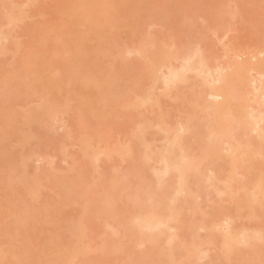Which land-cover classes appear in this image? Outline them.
Wrapping results in <instances>:
<instances>
[{"label": "rangeland", "instance_id": "obj_1", "mask_svg": "<svg viewBox=\"0 0 264 264\" xmlns=\"http://www.w3.org/2000/svg\"><path fill=\"white\" fill-rule=\"evenodd\" d=\"M13 4L15 6H13ZM82 6L83 0H0V11H2L0 12V23H2V30L5 31L3 34L6 33L7 38L3 40L1 39L2 42L0 44V47H5V52L0 54V91L3 89L0 93V130L5 129L9 131L11 136V145L9 142L8 144L11 146L12 151L15 150L13 155L16 156V159L18 160V167L22 164V158L26 156L25 154L31 155V160L27 161V171L30 175L25 170L26 167L23 168L28 173L27 176L29 175L28 177L31 178L30 181L37 189L36 194L33 197L29 193H25V196H23L24 204L19 207L21 212L17 209V207H12L11 210L7 211L4 200L0 196V253H2L0 255L2 257L4 255L8 257V261H0V264H25L27 262H25L24 259H28V257H26L28 254L26 255V253H30L31 255L29 259L31 257L37 259V257H34L33 255L42 259L41 261L36 260L33 263L31 262V264H58V262L59 264H133L131 263L129 256L126 257L127 255H130L128 254L130 251H127L126 253L122 250L127 248L128 245L114 252L115 248L113 247L116 243H114L115 245H112L111 242V247L106 253H103L100 250V243L105 239L104 236L108 235L107 233L111 234L115 232L117 229L116 227H118V231L120 229V232L124 230V226L121 224V214H123L125 210L129 209V207L132 208L133 204H136V202H131V200H135L133 197L135 196L134 192L136 190L144 189L142 184L143 180L146 178L144 177L143 179L142 177H150V184L153 185H157L160 181V179L157 181L159 174L156 178L155 175L157 172L154 173L153 170L158 169L157 171L161 172L163 169V167L160 166L161 164H156V161L154 162V160L151 161V163L141 161V159L144 160V158L141 157L142 154H139V152L141 151L142 153L143 146L142 148L139 146L137 148L136 146L138 143L136 141L138 140L133 136L136 134L135 132L138 128L140 129V127H137V123H140L141 121V123L147 122V129L145 128L146 131H144L145 133L143 137H145V140L148 141L151 139V141L155 140V143L154 141L152 142L154 149L155 147H162L161 144L163 142L161 141V138L164 139V133L160 132L159 128L153 126L152 124L158 123L160 120L159 117L162 115L161 112L163 113L165 111L164 113H167L166 111L169 110L170 112L165 115L169 122L171 121L172 124L175 125V122L182 120V111L177 110L175 107L177 103H180L179 101H182L181 99H184L183 93L188 91L190 89L189 87L192 86L196 80L192 77L189 82L179 85V90L174 87L167 90L166 93L164 91L161 93L162 90L159 88L161 87V83H158L156 85L158 89L155 90L156 93L153 95V98H158L160 100V104L152 101L151 104L149 103L141 107L138 111L122 107V100L124 97L120 94L121 91H116V93L114 92L115 96L117 95L115 98H108L107 94V107H104L105 102L100 99L99 89L97 88V86H99L98 84H104L105 78L109 77V80H107L108 78L106 79L108 82H105V85L108 87V85L111 84L109 83L111 82L110 76L114 75L115 77V74L118 72L119 74L116 76H120L123 70H127L132 73L137 70V74H140V76L142 75V77L144 75L145 77V72H147L146 70L148 69L146 61H143L140 58L138 59V57L136 58V55L133 53L125 54L124 57H126V59L124 61L120 57L117 58V54H120L121 49L126 50L128 47L135 48L139 45V42L143 37L153 35L158 42L160 41V43L162 42L163 44L172 46V50H176L178 48L179 53L185 52V48H183L185 47L183 45L185 44V41L192 40V43L195 46L201 45L202 48H199H204L207 52H209L211 55L210 58H212V63H218L217 60H219V62L222 61V63L223 61L225 62L227 60L225 55L227 54L226 50H229L227 49L229 47L232 49L234 48V51H232L231 48V52L229 50L231 56H234V52L248 54L253 51L258 52L257 50H264V28H262L264 27V0H94L92 12L93 16L97 15V28L93 25L85 27L78 23L79 16L77 13L80 11ZM4 7L5 9L13 8L12 19H9L7 14L3 13L5 10ZM109 14H113L111 19L108 18ZM189 17H192L193 20ZM112 23L116 25L113 29L111 28ZM217 27L218 30L216 31ZM78 44L80 45L79 47H83V49L88 47L91 51V55H88V58L85 57L87 63L75 74L79 75L82 73V75L79 76L86 75V70L88 68H92L93 72H95L94 77H96V86H91L90 88H85L83 90L81 89L77 92L75 89L79 87L76 86V82L79 81V77L72 74L74 75L76 81L72 79V82L70 84H65L64 90L60 91L51 80H59V76L56 78L55 75H58L61 72L63 73L65 70L64 68L72 61ZM107 48L109 51H107ZM104 51H107V53H105L106 55L104 54ZM229 52L228 57L230 58ZM262 54H260V57H263L264 54ZM244 56L246 57V55ZM26 64L29 65L26 66ZM176 65H178L177 62ZM134 67L136 69H134ZM26 70H31V72L36 71L38 78L34 80L32 76H29V73H27ZM69 74H71V72H69ZM147 74L148 72L146 73V77H148ZM147 79L148 80L145 79L143 85V88L146 89L149 86L148 82H150V79ZM199 84L200 83H196L194 86L196 85L198 89L200 87ZM74 85L77 88H74ZM77 85L79 84L77 83ZM119 87L120 86L117 88ZM117 88L114 86L112 89L109 88V97H112L111 93L113 91L111 92V90H117ZM48 93L51 95L50 97L53 98H51V100L54 102V109L56 110V121L54 122L55 128L51 131L46 128L45 130L43 129L46 123L37 120L40 115L35 114L36 107L45 104V101L48 98ZM89 93H91V95ZM86 94L91 96L90 99L85 98ZM92 94H94V96H92ZM118 94L120 95L118 96ZM176 94L180 96L179 100L173 99L172 96ZM132 95L134 96V94ZM53 106L54 105H52L51 108L53 110L52 113L54 112ZM255 106L256 110H254V114H257L258 111L263 110L262 107L264 104L261 105L259 103H255ZM254 107L253 109H255ZM104 113L105 116L103 117L102 114ZM150 121L152 126L149 125ZM192 134L193 133L191 131L187 132V134L185 133L184 135L186 140H188L191 144H194V147L197 144V140L194 135L191 136ZM22 135L27 136L28 138L26 141L24 140L20 142ZM253 135H256V132L251 136L254 137ZM131 140H133V143H137H135V148H137V151L139 152L137 153L135 150L136 154L133 156L120 152V149L124 146L126 147L127 144L132 143ZM197 147L198 145L195 147V151H193L195 154L197 152L199 153V148L196 149ZM95 151H104V153H106L99 154L100 156L97 160L96 155L92 157V155L95 154ZM225 154L226 156L224 157H227L228 153L225 152L224 155ZM263 157L264 156L262 155L252 156L248 154L246 157L244 156L246 163L244 160L243 162L241 160L244 166L238 162L241 167L239 166L240 168H238V165L235 167L236 170L238 169V173H236L237 178L239 179L237 180L243 181L247 176L248 179L246 178L245 180L248 181L249 186H252L253 181L260 177L259 175L261 174V171L264 172ZM73 163L75 164L72 167ZM226 164L223 165L225 168L221 167V170H218V166H211L212 169L216 171L214 174L212 173V176H215V174L220 175L219 172H222V174L220 176L217 175V177L219 176V178L223 180L226 177V173H228L227 169L230 170L228 168L229 165ZM0 165V173L4 174V171L9 167V164L5 163L3 160V162H0ZM154 165L155 168L153 169ZM250 165L251 167L255 165V167L253 169L249 168ZM206 168H204L203 171L205 170L204 174L207 175L211 171L210 169L207 171L208 169L206 170ZM247 168L250 170L252 169L251 172H249L250 170L248 171ZM83 169H86V172L84 171V176L81 174L83 173ZM78 170L82 172L79 173ZM130 170L132 171L131 173L129 172ZM19 171L20 169L17 170V172ZM173 171H170L171 173H168L166 177L164 176V178L162 176V179L171 181L172 178L175 184L176 182L174 181L175 179H173V176H177V173L175 175ZM77 172L82 176V180H79V185L78 183L75 185L72 182L74 181L73 179ZM100 173H102V177ZM126 173L130 178L127 177ZM206 175L200 177V179H203L201 180V187H197L198 183L196 186L193 185L197 181L194 180V183H192L193 181H189V188H192V190L189 188L188 190H195L193 192H196L198 198L196 196L195 198H197V200L193 203H191L188 199L190 204L187 203V206L185 204L186 209L179 211L184 215L182 216L181 214L182 218H184L183 223L186 222L184 227L182 224L183 220L180 224L182 228L180 225L178 227L177 221H173V223L170 222V225L173 224L175 228L178 227L180 229L175 232L177 234L178 231L180 232L179 237L174 240H170L171 238L169 239L170 236L168 235L173 233L172 231L174 230V226L172 228L173 230L169 229L171 232H166L167 234L164 231L168 230L163 229V232L166 235L161 233L162 236H164L162 238H164V240L167 239L164 242V245H162L166 248L162 247V249L170 251L171 248V252L173 254H177L180 258L178 259L177 264H227L225 261L227 258L224 256V252H221L222 254L219 253L221 246H219L220 244H216L219 241H214V244L213 241L211 242V240L207 239L210 235H215L210 234L215 231L208 232L206 229H199L198 225L195 227H197L200 232L196 231L197 228L193 227L194 224H189V220H192L190 222L195 221V224L203 219L211 221V219L215 218V211H217V214L219 211V214L222 213L220 216L216 214L219 218L231 216L233 217L231 222H234V225L248 226L251 227L250 229L252 231L253 229H261L264 232V216L260 219L257 218L259 220H255L256 218L254 220L252 218V220L245 219V213H248V211L245 209L239 211L236 205L237 202L232 199L235 195L243 197L246 193H248L247 191H250L248 189L249 187H246L247 190H245V187L241 189L240 186L243 182L239 183L233 179L235 186L233 185V182L232 185H230L234 186L233 192L226 188L227 186L225 187V184L223 183L224 181H219V178L216 179V176L214 177L215 179L211 178L207 181L205 179ZM95 176L101 177L105 180L104 184H101V187L99 185V190L95 191V193H102V195H96L95 197L92 196L91 200L97 202H93V205L89 207L90 210H88V214L85 218H81L83 212V206L81 204L85 200L86 196H84V192L79 191L83 190V188L88 189L87 185L98 179V177L94 178ZM193 178L194 175L192 174L191 180H193ZM116 179H120L121 186L119 185L117 188L118 194L115 202L113 203L114 209L112 206L106 208L102 202V197L105 194H103L102 189L110 187L111 183H113ZM166 180L161 182L165 183ZM98 182H100V179ZM98 182L96 183V187L97 184L101 183ZM147 183L149 182H145L146 189L148 188L147 186L150 185H147ZM166 184L170 185L168 182L165 183V185ZM160 185L162 186V184ZM19 186L22 190H24L21 183ZM68 186L69 190L70 187H72V193L69 191L71 193V195L69 194L71 196L69 199L65 198L68 196V194H65L68 190L63 192V189ZM137 186L141 187L138 188ZM161 186L158 189L156 188V190H161L163 187ZM223 187L228 189L226 190L228 193H224ZM172 188H170V190ZM77 189L78 192H74ZM175 189L174 191L177 193ZM220 189L222 190L220 191ZM150 191L151 188L147 190L148 195H150ZM231 192L235 195H232ZM172 193L175 194L173 191ZM58 194H62L64 198H59ZM153 194L155 195V193ZM170 194L167 195L171 196ZM173 194L172 196H174ZM239 194L243 196H240ZM141 196L146 195L142 194ZM153 197H156V195ZM158 197L155 198L156 201ZM182 197L184 196L180 195L179 198L181 199ZM186 197L191 199L190 195H187ZM130 198L132 199L128 201ZM195 198H192V200ZM183 199L180 201L182 203H180V205L177 204L176 207H184ZM186 199L185 202H187ZM144 200L147 201V199ZM72 201L76 203L72 204ZM154 201L152 202L151 200V206H154ZM178 201L176 202L178 203ZM165 202L166 200L163 204ZM147 203L148 202H145V206H147ZM46 205H55V207L44 209ZM101 207L105 211H102ZM260 209L256 212L257 214L261 213ZM46 210L49 212V215L46 214ZM159 210H161V207ZM195 210L197 213H195ZM90 211L92 212L90 213ZM262 211H264V208ZM58 212H66L65 214L71 213L74 216L75 222H79L81 219L83 220H81V222L85 221V225L84 223H81L85 227L83 228L84 231H82L85 236L87 235L85 234V231H88L89 236L82 238L83 240L81 243H83V247L81 246V248L84 251L85 246L90 244V247L92 246V248L97 247L98 251L93 248L95 251L92 250V252L87 254H81L79 255L80 257H78L79 259L77 258L76 260H71L69 242H71L75 237L71 238L68 234L63 236V232L61 237L62 241H60L58 236L60 234V229L57 224L50 219L52 216H57ZM21 213L23 215L26 214L29 219L31 217L37 218L40 222L32 223L31 221V223H29L25 228L26 232L22 231L19 229V225L15 220V218H17ZM105 213H111L112 215L115 214L117 217H113L112 215V217L107 216L108 214L106 215ZM192 213L194 215L196 214L197 218L195 216L191 219L190 216L192 217ZM181 216L179 219H182ZM49 219L51 221H48ZM62 219L63 218L59 221L62 222ZM233 224L232 226L235 227L236 225L234 226ZM111 225H114L113 228H116L115 231L111 232V230H113L110 228ZM194 230L196 232H194ZM221 230L215 232L218 237L217 240H220V234L225 232L224 229V231ZM123 232L126 231L124 230ZM196 233H198V235L195 240L194 236ZM25 234H28V238H25ZM111 235L110 237H106L113 238ZM123 235L121 236L122 239H124ZM113 236H116L117 238L119 234H113ZM205 237L209 241H207ZM77 238L78 237H76V240ZM122 239L120 241L123 244ZM212 240L216 239L214 238ZM120 241L117 240V243ZM194 241L198 242V244H195ZM159 242H161V240ZM257 242L258 244L255 243V247L260 248V259L262 261L256 260L253 264H264V239ZM199 243L202 244V246L199 245ZM122 244L121 246L119 244V248L122 247ZM160 244H163V242ZM193 244L198 245L199 247H197V249L199 248L201 251L199 254L197 253L199 250H197V257L199 255L198 258L196 257L197 259L193 258L196 255L195 254L194 256L192 255V258L189 257V260L187 255L190 253L189 250H191L192 253V248L194 247ZM117 245L115 247H117ZM146 245L148 246V244ZM170 245L175 247V250L173 249L174 251H172V246L170 247ZM241 245L236 247V249H239ZM132 246L135 245L133 244ZM148 248L150 247H147V249ZM160 248H156L154 253H149V255L146 251L145 245H140L132 251L133 254L131 253V257L133 256L135 264H154L157 259L162 260L160 258L164 251L160 250L162 253H159V258L156 256V252ZM130 249L132 250V248ZM238 249L236 251L239 253L240 250L238 251ZM241 249H243V247ZM151 250L148 249L149 252ZM121 251L122 253H120ZM168 253L169 252H167V254ZM249 253L251 254V252H248V254L246 252L236 254L239 256L241 255L240 257H244L247 255L250 256ZM252 253H255V250H253ZM164 254L166 255V253ZM236 254L232 255V258L237 259V262H233L238 263V260L241 258L236 256ZM125 257L130 259L129 263H125ZM33 258H31V260ZM64 258H68L69 260H64ZM49 259H51L50 263L47 262ZM233 262H231V264H236ZM164 264H166L165 259Z\"/></svg>", "mask_w": 264, "mask_h": 264}, {"label": "bare ground", "instance_id": "obj_2", "mask_svg": "<svg viewBox=\"0 0 264 264\" xmlns=\"http://www.w3.org/2000/svg\"><path fill=\"white\" fill-rule=\"evenodd\" d=\"M9 1H11V0H9ZM93 1L94 0H83V6L81 7L82 10L80 9V11L77 13V15L79 16L78 23L81 24L82 26L87 27L88 25H90V26L93 25L95 28H97V23H98L97 15L93 16V12H92ZM13 6H15V5L13 4ZM4 9H5V7H4ZM5 10L3 13L7 14V17L9 19H12L13 8L5 9ZM76 10H78V9H76ZM0 12H2V11H0ZM230 13H228V14H230ZM111 17H113V14L108 15L109 19H111ZM192 20H193V18H192ZM75 23H76V21H75ZM0 25H1L0 26V44H1V42H2L1 39L3 40V39H7V38H6V33L3 34L5 31H3L1 28L2 23H0ZM114 27H116V25L112 23L111 28L113 29ZM262 28H264V27H262ZM217 30H218V27L216 28V31ZM183 45L185 46V47H183V48H185V50H184L185 52L179 53L178 48L176 50H172L171 49L172 46H168L167 44H163L162 42L160 43V41L158 42V40H156V38L153 35L152 36L151 35L145 36L139 42V45L137 47H135V48L128 47L126 50L121 49L120 54H117V58L120 57L124 61L126 59V57H124L125 54H132L133 53L134 55H136V58L138 57V59L140 58L141 60L146 61V63H147L146 65L148 66V69L146 70L148 72V74H147L148 77H146L147 72H145V77H144V75L142 77V75L140 76V74H137V70L135 71L136 73L135 72L132 73V72H129L127 70H123L121 72L120 76H116L119 74V72L117 74H115V77H114V75L110 76L111 82H109V83H111V84L107 83V84H109L108 87L105 85L106 84L105 82H108V81H106V79L108 78L107 80H109V77L105 78L104 84L103 83L98 84L99 86H97V88L99 89L100 99L105 102L104 107L105 106L107 107L108 98H115L117 96V95L115 96L116 91H121V93L120 92L119 93L124 97V99L122 100V107L127 108V109H131L134 111H138L141 107H143L149 103L151 104L152 101H154L157 104H160V100L158 98H156V99L153 98V95L156 93L155 90L158 89L156 86L158 83H161V87H159L162 90L161 93H163V91L166 93L167 90L174 88V87L179 90L180 89L179 85L186 83V82H189V80L192 77H194V79L196 80L194 82V84L200 83L199 84L200 87L198 89H197L196 85L194 86V84L192 86H190L189 87L190 89L183 93L184 99H181L182 101H179L180 103H177V105L175 107L177 110L182 111V113H183L182 120H180V121L178 120L177 122H175L174 123L175 125H173L171 121L169 122L168 119H166V117H165V115L168 114V112H170V110H169V111H166L167 113H164L165 111L163 113L161 112L162 115L160 117H162V118L159 117L160 120L158 119L159 121L157 124H155V123L152 124L153 126L158 127L160 132L164 133L163 134V136H165L164 139L161 138V141L163 142V143L161 142L162 147H160V148L157 147L159 149H157L155 147V149H154V146H152V144H153L152 142L154 141V143H155V140H153V141H151L152 139L151 140L149 139L150 141L145 140L146 138L143 136L145 133L144 131H146V129H147L146 128L147 122L141 123L142 122L141 121L140 123H137V127H140V129L138 128L137 131L135 130L136 134L133 135L138 140L136 142L139 145L135 142L137 144V146H136L135 143H133V140H131V142L134 145L132 143L127 144L126 147L124 146L122 149H120V152H122L123 154H129V155L133 156L136 154L135 150L137 151L138 146L140 148H142V146H143L142 153H141V151L140 152L137 151V153L139 152V154H142L141 157L144 158V160L141 159V161H144V162L146 161L148 163L149 162L151 163V161L154 160V162L156 161L155 162L156 164H161L160 166L163 167L162 170L159 168L161 170V172L160 171L158 172L157 171L158 169L153 170L154 173L157 172V174L155 175L156 178L158 177V174H159L158 180L156 179L157 181H159V179H160V181H159L160 183L158 182L159 187H158V184L157 185L156 184L155 185L150 184L151 183L150 177L143 176L142 177L143 179H144V177L147 179V180L146 179L143 180L142 185H143L144 189H139V190H136L134 192L135 196L133 198H135L136 201L131 200L132 198H130L128 200V201L131 200V202H136V204L138 206L136 204H133V207H132L133 209L129 207V209H127L128 211L125 210L123 212L124 215L121 214V218H122L121 224H123L124 230L126 232H123L124 230L120 232V229L118 231L117 230L118 227H116L117 229L115 228L116 229V231H115V229L113 228L114 225H111L110 228L113 229V230H111V232L112 231H115V232L111 233L112 235L110 233H107L108 235H106V236L110 237V235H111L113 238H109V237L104 236L105 239L100 243V250L103 253L104 252L106 253L107 250L111 247V245H110L111 242H112V245H115L114 243H116V245L118 244L117 247H115L116 245L113 247V248H115L114 252H116V251L124 248L126 245H128L127 248H124L122 250L126 253H127V251H130V252H128V254H130V255H127L126 257L129 256V258L131 259V263H133V264H135V261H133V256L131 257V255L133 254L132 251H134V249L140 245L141 246L145 245L146 251L148 252V254L149 253L153 254L154 251L156 250V248H160V245H161V248L159 250L157 249L158 251L156 252V256H158L157 258H159L160 254L162 253L161 251H164L163 254H161V258H160L162 260L157 259V261L154 264H159L160 262H161L160 264H164V259H165L166 264H177L178 263V259H180V258H179V256H177V254H175V253L173 254L171 252V248H170V251L162 249V247H165L162 245H164V242L167 239L164 240V238H162L164 236H162L161 233L164 234V232L165 233L171 232L169 229L173 228L174 225L173 224L170 225L171 223H173V221H177L178 227H179V225L181 224V221L184 219V218H182V216H184L183 213H180L179 211H181L182 209H186L185 207L187 206V203H189L188 199H189V201H191V203H193L194 201L197 200L198 196L196 195V192H193L195 190L191 191L192 188H189L190 187L189 181H193L192 183L197 181L193 185L196 186V184L198 183L197 187L198 186L201 187V180H203V179H200V177H203L206 175V174H204L205 170L203 171L204 168L207 167L206 170L208 169L207 171H209V169H210V171H211L205 177V179L207 181H209L211 178H214L215 176H216L215 177L216 179L219 178V176L222 174V172H219L220 175L215 174V176H212L216 171L213 170L211 166H218L219 167V168L217 167L218 170H221V167H223V165H225L227 163L226 165H229L228 168L230 170L227 169L228 173H226V177L223 180L220 178L218 180L219 181L222 180V182L224 181L223 183L225 184V187L227 186L226 188H228V189H230V191L234 192V190H233L234 186H235L234 181H238L237 179H239V178H237L238 169L236 170L235 167H237V165H238V168H240L241 165H243L242 162L244 160V156L246 157L247 154L252 155V156H255V155L256 156H260V155L264 156V106L262 107L263 110H260V111H258L257 114H254V110H256L255 103H259L261 105L264 104V55H263L264 50L262 49L261 51L257 50L258 52H254V51L250 52L252 54L248 53L250 55L241 54L239 52H234L235 54L232 53V54H234V56L233 55L231 56L230 52H231L232 48L229 47L227 49H229L230 52H229V50H226L227 54H225V55H226L227 60L225 62L223 61V63H222V61L219 62V60H217L218 63H216V62L212 63V61H211L212 58H210L211 55L204 48H203L204 50L201 49L202 48L201 45H197L198 47L195 46L192 43V40L185 41V44H183ZM79 46L80 45L78 44L76 51L73 55L74 58L72 59V61L69 60V61H71L69 63L70 65L68 64V66H66L67 68L66 67L64 68L65 70L63 71V73L65 72L67 75L65 73H64L65 74L64 75L61 72L60 74L55 75L56 78H58L57 76H59L58 81H55L54 79L51 80V81H53V83L57 86V88L60 91L64 90V88H65L64 85L67 83L70 84L72 82V79H74V81H76V79L74 78V75H76L75 73L80 71L79 69H81V67L87 63V60L85 59V57H87L88 55H91V51L88 47H86L87 49L86 48L83 49V47L81 48ZM199 47H201V48H199ZM3 48H4V50H3ZM107 51H109V49ZM107 51H104V54L107 53ZM232 51H234V48L232 49ZM4 52H5V47H0V54L4 53ZM228 52L230 53L229 54L230 58L228 57ZM260 54H262L263 57H260ZM244 55H246V57ZM58 57H59V55H58ZM79 57H80V59H79ZM176 62L178 65H176ZM28 65L29 64H26V66H28ZM134 69H136V68L134 67ZM26 71H27V73H29V76L33 77L34 80L38 78L36 71H33V72H31V70H26ZM23 72H24V70H23ZM69 72H71V74H69ZM94 73L95 72H93L92 68H88L86 70V75L79 76V75H82V73L81 74L77 73V74H79V75H76L77 77H79V81L76 82V86H79V87L77 88L74 85L75 86L74 88H77L75 90L78 92L81 89L83 90L85 88H90L91 86H96L95 85L96 84V79H95L96 77H94L95 76ZM190 73L195 74V75H192ZM72 74H74V75H72ZM69 75H71V76H69ZM147 78L150 79V82H148L149 86L146 89V88H143L144 87L143 85H144L145 79L148 80ZM257 82H258V84H257ZM77 83L79 85H77ZM111 85H113L115 88H117L118 86H120L121 88L119 87V88H117V90H115V89L111 90V92L113 91L111 93L112 97H109L110 96L108 93L109 88L110 89L113 88V86H111ZM2 86H5V85H2ZM2 91H3V89L0 91V93ZM89 94L91 95V93H89ZM120 94H118V96ZM130 94L131 95L134 94V96L133 95L131 96ZM90 95L86 94L85 98L90 99V97H91ZM106 95L108 96V98ZM50 96L51 95L48 93V98L46 99L45 104L38 106L35 109V114L36 115L39 114L40 117H42V118L39 117L40 119L39 118L37 119L35 114H34V116L37 120L46 123V125L44 126L43 129L45 130V128H46L49 131H51L55 128L54 122L56 121L55 120L56 119L55 118L56 110L54 109L55 104L51 100L52 97H50ZM92 96H94V94H92ZM172 97H173V99H176V100L180 99V96L177 94L172 96ZM209 97H211L212 99ZM86 99H84V100H86ZM183 100H184V102H183ZM52 105H54L53 106V109H54L53 113H52L53 110L51 109ZM253 107L255 109H253ZM50 109H51V111H50ZM173 109H174V107H173ZM38 110H39V112H38ZM102 116L104 117L105 113L102 114ZM29 120H31V119H29ZM148 124H149V122H148ZM149 125L152 126L151 121H150ZM137 127H136V129H137ZM141 128H143V129L146 128V129L143 130ZM191 131L193 133L191 136L194 135V137L197 140L196 141L197 144L194 147H193L194 144H191L188 140H186L185 135H184L185 133L187 134V132H191ZM255 132H256V135H253L254 137H252L251 135L254 134ZM159 134H161V133H159ZM39 136H41V135H39ZM27 138H28L27 136L22 135L20 142H22L24 140L26 141ZM8 142L11 145V143H10L11 142V136L9 134V131H7L5 129L0 130V162L1 161L3 162V160H4L5 163L9 164V167L7 169L4 168V169H6L4 171V174L0 173V196L4 200L5 208L7 211L11 210L12 207H15V208L17 207V209H19V211L21 212V209L19 207H21L24 204L23 196H25V193H29L33 197L37 191L36 187L30 181L31 178L28 177L30 175V173L27 171V168H28V162L27 161L31 160V157H30L31 155H27V154L23 153L26 156L24 158H22L23 162L20 165V167H18L19 166L18 160L16 159V156L13 155L15 150L12 151V148H11V146H9ZM197 145H198V147L196 149L199 148V153L197 152L195 154L193 151H195V147ZM135 146L137 148H135ZM32 149H33V147H32ZM86 151H87V149H86ZM86 151H85V153H86ZM96 152H98V153H96ZM225 152L228 153L227 157H224V156H226V154L224 155ZM94 153L95 154H93L92 157H94V155H96V158L98 160L99 159L98 157L100 156L99 154H102V153L105 154L106 152L104 153V151H100V152L95 151ZM241 160H242V162H241ZM238 162L241 165L238 164ZM228 163H230V164H228ZM235 163H236V165H235ZM245 163H246V161H245ZM74 164L75 163L72 164V167ZM23 167L24 168L26 167L25 170L29 173L28 176H27L28 173L24 170ZM254 167H255V165L253 167H251V165L249 166V168H252V169ZM18 168L20 169L19 172H17V170H19ZM21 168H23V169H21ZM154 168H155V165H154L153 169ZM223 168H225V167H223ZM249 168H247L248 171L250 170ZM85 170L86 169L82 170L83 173H81L82 171H80V170H78V172L81 173L82 176H84V173L86 172ZM223 170H225V169H223ZM251 170L249 172H251ZM170 171L171 172L173 171L175 173V175L177 173V176H175V177L173 176V179H175L174 181L176 183L174 184L172 178H171V181H167L166 179H164V180H166L165 183L168 182V184H170V185H167V184L165 185V183H162L164 181L162 179V176H163V178H164V176L166 177V175L168 173H171ZM78 172L76 174L77 176L76 175H75L76 177L74 176V179H73L74 181H72L75 185H77V183L79 185L80 184L79 180L80 181L82 180L81 179L82 176ZM129 172L131 173L132 171L130 170ZM100 174L102 177V173H100ZM192 174L194 175L193 180H191ZM217 175H219V176L217 177ZM261 175L262 176L264 175L263 171H261V174L259 175L260 177L253 181L252 186H249L248 181L245 180L247 178V176L243 181H240V180L238 181L239 183L243 182V183H241L242 185L240 186L241 189L243 187H245V188L249 187L248 189L250 190V191H247L248 193H246L244 196L239 194L240 196H243V197H238L233 192H231L232 195H235V196H233L232 199L237 202V204H236L237 209L239 211L242 209H245L246 211H248V213H245V216L248 218L245 217V219H250V220L253 219L254 220L256 218L255 220H259L260 218H263V216H264V211H262L264 208V181H263L264 176L262 177ZM97 177L95 176L94 178H97ZM101 177H98V179H96V180L94 179L95 181L92 180L94 182L91 181L92 183L87 185L88 189L83 188V190L79 191V192H84L85 193L84 196H86L85 200L81 204L83 206V212H82L81 218H85V216L88 214L87 212H89L88 210H90L89 207H91L93 205V202L94 203L97 202V201L91 200L92 196L95 197L96 195H99V196L102 195V193H99V194L95 193V191L99 190L98 188H100L105 182V180ZM127 177H128V174H127ZM176 177H177V179H176ZM128 178H130V177H128ZM221 178H222V176H221ZM99 179H100L101 183L98 182ZM120 179L114 180L113 183H111L110 187H108L109 189L108 188L102 189L103 194L105 193L104 196L102 197V202H103L104 207L108 208V207L112 206V208L114 209L113 203L115 202L116 196L118 194L117 188L120 185ZM233 179H235V180L233 181ZM198 180H199V182H198ZM97 182L100 184H97V187H96ZM122 182H123V179H122ZM145 182H149V183H147V185L150 184L149 186H147L149 189L151 188L150 195H148L147 190H149V189L148 188L146 189ZM232 182H233L234 186H230V185H232ZM20 183L23 185L24 190H22L21 187L19 186ZM130 183L132 184L131 181H130ZM187 183H188V185H187ZM160 184H162L163 187ZM172 184H173V186H172ZM99 185H100V187H99ZM151 185H153V186H151ZM155 186H157V187H155ZM160 186L162 187V189L156 190V188L158 189V188H160ZM137 187L140 188L141 186H137ZM175 187H176V189H175ZM138 188H135V189H138ZM170 188H172V189L170 190ZM188 188L191 190H188ZM247 188L245 190H247ZM65 189H63V192L64 191L66 192L68 190L67 193H65V194H68V196L65 198H68V199L71 198L70 195L72 193L71 192L72 187H70V190H69V186L65 187ZM164 189H166V190H164ZM174 189L176 190L177 193H175ZM228 189H225L223 187L224 193L225 192L228 193V191H226ZM221 190L222 189H220V191ZM172 191L175 194H173ZM74 192H78V189L75 190ZM93 192L95 193V195ZM156 192L159 193L160 195L157 194ZM153 193H155L156 197H158V195H159V197L157 198V201L155 199L156 197H153V196H155ZM170 193H172L174 196H172V194H170ZM237 193H239V192H237ZM142 194L146 195V196H141ZM167 194H170L171 196H168ZM73 195H75V194H73ZM180 195H183L184 197H186L187 195L191 196V199L188 197H186L187 199L184 197L181 198V199L184 198L183 199L184 200L183 201L184 207L179 206V208L182 207L181 209L176 207L177 204L180 205V203H182V202H180V201H182L179 198ZM58 196H59V198H64L62 194H58ZM147 196H148V198H147ZM196 196H197V198H195ZM192 198H195V199L192 200ZM144 199H147V201ZM185 199L187 200V202H185ZM151 200H152V202L154 201V206L150 205ZM165 200L167 203L165 202L163 204V202ZM140 201H142V202H140ZM176 201H178V203ZM145 202H148L147 206H145L146 205ZM70 203H71V201H70ZM75 203L72 201V204H75ZM185 204H186V206H185ZM131 206H132V204H131ZM158 206H159V208L161 207V210H159ZM49 207L54 208L55 205H52V206L46 205V207L44 209H47ZM258 207H259V209L261 208L260 209L261 213H259L260 215L256 213L259 210ZM49 209H48V211H49ZM99 209H100V206H99ZM101 210L105 211L102 207H101ZM193 210H194V208H193ZM48 211L46 213L47 215H49ZM91 212L92 211H90V213ZM65 213L66 212H58L57 213L58 218H57V216H55V217L52 216L50 219H52V221H54V223L57 224V226L60 229V231H59L60 234L58 235L60 238V241H62L61 237H62L63 232L65 234V235L63 234V236H66L68 234L71 238L75 237L73 239L74 242H73V240L71 242H69V247L71 250L70 251L71 260H73V259L76 260L78 257H80L79 255L92 252V250L97 249V247L96 248L93 247L94 248L93 249L92 246L90 247V244H88V246L85 244L86 245L85 250L83 251V249L81 248V246L83 247V243H81L83 240L82 238L89 236L88 231H85L86 232L85 234H87L86 236L83 234V231H84L83 228H85L84 225L86 222L85 221L81 222L82 219L79 220L80 223L75 222L74 216L71 213H67V214H65ZM195 213H197L196 210H195ZM105 214L106 215L108 214L107 216L112 215L111 213H105ZM181 214H182V216H181ZM216 214H217V211H215V215L213 214L215 216V218H213V219L210 218L211 221H206L204 219L200 220L198 218L200 221L197 220L198 221V222L196 221L197 224H195V221L190 222L192 220L188 219L189 224H191V223H192V225L194 224V226H193L194 228H197L195 226L198 225L199 229H203V230L206 229V230H208V232L209 231H215V232L217 231L218 232V230H221V229H222L221 231L225 230V232H222V234H220V237H222V238L219 237L220 240H217L218 237H217V234L215 232L214 233L211 232L210 234H215V235L209 234L210 235L209 237H208V232H207V237H208L207 239L211 240V242L213 241V243H214V241L215 242L219 241L218 243H216V244H220L219 246H221V248L219 249L220 250L219 253L224 252V256L227 258V260H225V259L224 260L227 262V264H231V262L236 261L237 259L232 258V255H235L236 253L239 254L240 252H246L247 254H248V252H251V254L249 253L250 256H248L246 254L247 256H244V257L243 256L240 257L241 255L239 256L236 254V256H238L241 259L238 260V263H236L237 261L233 262V263H236V264H240V263H242V264H253V262H255L256 260L262 261L260 259V251H259L260 248H256L255 246H256V244H258L257 241L264 239V232L261 229H253V231H252L250 229L251 227H248V226H239L238 225L239 226L238 227L236 224H235L236 225L235 226L233 224L234 222L233 223L231 222L233 217L225 216V217L219 218L218 216H220L222 214V213L219 214V211L217 214L218 216ZM193 215L194 214L192 213V217L190 216L191 219L196 216V214L194 216ZM88 216H87V218H88ZM112 216L117 217V215H115V214ZM180 216L182 219H179ZM214 216H212V217H214ZM118 217H120V216H118ZM54 218H56L57 220ZM61 218H63L62 222L59 221ZM196 218H197V216H196ZM257 218H259V219H257ZM50 219L48 221H51ZM15 220L19 225V229L22 231H25V228L27 227V225L29 223H31V221H32V223L40 222L37 218L31 217L29 219L26 214L23 215L22 213L17 218H15ZM183 222H184V220L182 221V224L184 227V224L186 222L185 223H183ZM61 223H62V225H61ZM81 223L82 224L84 223V225H82ZM231 223L235 227H233ZM109 224H111V223H109ZM109 224H108V226H109ZM176 226H177V224H176ZM33 227H36V226H33ZM178 227H176L177 228L176 229L174 226V230L172 229L173 233H170L171 235L170 234L168 235V236H170L169 239L171 238L170 240H172V239L174 240L175 238L179 237L180 232L178 231V234L175 233L176 230H180ZM180 227L182 228L181 225H180ZM231 227H233V228H231ZM86 229H87V227H86ZM163 229L168 230V231L163 232ZM199 229L197 228L196 231H199ZM250 230H251V232H250ZM196 231L194 230V232H196ZM198 233H196L194 236L195 240H196V236L198 235ZM113 234H116V235L119 234V236H117V238H116V236H113ZM166 234H164V235H166ZM122 235L124 236V239L121 238ZM76 237H78L77 240H76ZM25 238H28V234H25ZM214 238L216 240H212ZM121 239L123 240V244L120 241ZM159 239L161 240V242H159L160 241ZM200 239H201V236H200ZM205 239H206V237H205ZM117 240L120 242L117 243ZM209 240H207V241H209ZM202 241H203V239H202ZM207 241H206V243H207ZM220 241H221V243H220ZM162 242H163V244H160ZM194 243L198 244V242H196V241H194ZM119 244H120V246L122 244L121 248H119L120 247ZM133 244L136 247L132 246ZM146 244H148V246ZM202 244H203V242H202ZM202 244L199 243V245H201V246H202ZM150 245H152V246H150ZM158 245H159V247H158ZM240 245H241V247H239V249L237 248L238 251L240 250L238 253L236 251L237 250L236 247H238ZM153 246L154 247L156 246V247L154 248ZM171 246H172V251H174L175 247H173V245H170V247ZM193 246L194 247L192 248V253H191V250H189L190 253L188 254L189 256L187 255V257L192 258L196 254L193 258L197 259L199 257V255L197 257V253L200 254L201 250H199V248L197 249V247H199L198 245L193 244ZM147 247H150L151 249L154 248V249L151 250L150 248H148L149 250H151L149 252ZM242 247H243V249H241ZM130 248H132V250ZM79 249H82V250H79ZM197 250H199V252H197ZM253 250H255V253H252ZM96 251H98V249ZM167 252H169V253L167 254ZM120 253H122V251ZM164 253H166V255ZM0 254H2V253H0ZM27 254H28V256H26V257H28V259H24V261L27 262L25 264H31V262L33 263L36 260L37 261L42 260V259H39L40 257L38 258V256L33 255L34 257H37V259L31 257V258H33L32 260L35 259L34 261H32L31 258L29 259V257L31 256L30 253H26V255ZM126 257H125V263H129L130 259H128ZM190 258H189V260H190ZM65 259H68V258H64V260ZM126 259H127V261H126ZM0 261L6 262V261H8V257H6L5 255L2 257L0 255ZM158 261H160V262H158ZM28 262H30V263H28ZM47 262L50 263L51 259H49ZM60 262H61V260H60ZM67 262H69V261H67ZM58 264H59V262H58Z\"/></svg>", "mask_w": 264, "mask_h": 264}]
</instances>
